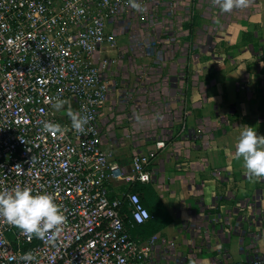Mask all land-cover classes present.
<instances>
[{
  "label": "crops",
  "instance_id": "0c3cea01",
  "mask_svg": "<svg viewBox=\"0 0 264 264\" xmlns=\"http://www.w3.org/2000/svg\"><path fill=\"white\" fill-rule=\"evenodd\" d=\"M161 10L153 28L141 21L139 47L126 29L98 54L109 82L102 147L127 167L133 151L156 149L150 185L172 219L152 233L153 264H234L264 253V178L235 159L244 127L264 135V0L231 13L212 0Z\"/></svg>",
  "mask_w": 264,
  "mask_h": 264
},
{
  "label": "built area",
  "instance_id": "2783aa9c",
  "mask_svg": "<svg viewBox=\"0 0 264 264\" xmlns=\"http://www.w3.org/2000/svg\"><path fill=\"white\" fill-rule=\"evenodd\" d=\"M172 1L136 0L146 9L138 12L129 0H0V191L20 184L51 193L66 217L42 239L0 217V264H153L155 235L141 239L126 225L152 215L126 187L151 181L156 149L133 151L127 167L102 147L109 82L97 57L135 17L153 28ZM58 99L66 101L59 110ZM69 112L88 118L84 132ZM46 122L63 133L45 132ZM234 264H264V253Z\"/></svg>",
  "mask_w": 264,
  "mask_h": 264
},
{
  "label": "clouds",
  "instance_id": "9594fccd",
  "mask_svg": "<svg viewBox=\"0 0 264 264\" xmlns=\"http://www.w3.org/2000/svg\"><path fill=\"white\" fill-rule=\"evenodd\" d=\"M252 0H212V4L218 6L223 13H231L233 9H245L250 6ZM133 9L143 12L146 9L136 0H129ZM66 101L57 100L54 104L60 109ZM72 128L77 132H84L88 123L86 116L79 113H68ZM44 131L52 134L63 133L61 125L46 122ZM235 159L243 160L246 175L252 179L264 178V135H259L254 128L246 126L240 134L235 145ZM0 217L9 224L22 230L29 237L44 238L49 231H62L66 223V217L61 207L55 202V196L51 193L33 194L29 187H21L16 184L10 190L0 191ZM32 254H26L22 259L32 260Z\"/></svg>",
  "mask_w": 264,
  "mask_h": 264
},
{
  "label": "trees",
  "instance_id": "16d2710c",
  "mask_svg": "<svg viewBox=\"0 0 264 264\" xmlns=\"http://www.w3.org/2000/svg\"><path fill=\"white\" fill-rule=\"evenodd\" d=\"M126 189L137 191L141 202L147 207L152 215L141 224L130 225V221L126 220V225L132 235H134V233H139L143 237L149 236L171 221V214L156 195L150 182L133 181L126 187Z\"/></svg>",
  "mask_w": 264,
  "mask_h": 264
},
{
  "label": "rangeland",
  "instance_id": "374dc122",
  "mask_svg": "<svg viewBox=\"0 0 264 264\" xmlns=\"http://www.w3.org/2000/svg\"><path fill=\"white\" fill-rule=\"evenodd\" d=\"M160 13H162V12H160ZM142 20H143V19H142V18H139V16H138V17H135V20H133V21L130 23L131 26H130L129 28H127V29L131 30L132 33H134V37H133L132 42H131V44H132L133 46H137V47H139L140 44H141L140 41H142V38L140 37V35H141V30H140V28H141V21H142ZM119 30H120V33H126V27L120 28ZM153 32H154V33H153ZM153 32H150V33H152V35L154 36L153 38H150V40L152 41V42H151V45H155V46H157V43H158V44H161L160 39H158V37L160 38V36H157L158 33H155V29L153 30ZM119 38H120V37H119ZM143 40H144V39H143ZM120 41L122 42V38H120ZM121 45L123 46L124 44L121 43ZM137 58H138V57H137ZM136 62L138 63L139 60L137 59ZM151 87L155 90V87H154L153 85H151ZM120 91H121V93L126 92V90H122V89H121ZM138 93H139V92H138ZM154 93H155V92H154ZM154 93H153V94H154ZM123 186H124V184L121 183V182H119V183H115V185H112V190H113V191H115V190L120 191L121 189L124 188Z\"/></svg>",
  "mask_w": 264,
  "mask_h": 264
}]
</instances>
